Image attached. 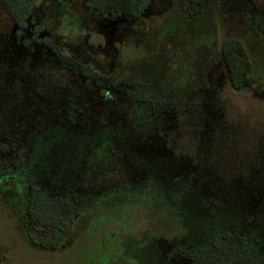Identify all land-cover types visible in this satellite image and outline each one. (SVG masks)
<instances>
[{
	"label": "rangeland",
	"instance_id": "1",
	"mask_svg": "<svg viewBox=\"0 0 264 264\" xmlns=\"http://www.w3.org/2000/svg\"><path fill=\"white\" fill-rule=\"evenodd\" d=\"M90 1L32 0L19 28L0 0V264H198L224 234L264 264V35L246 23L264 0ZM227 39L248 55L240 90ZM36 190L93 197L58 244L26 214Z\"/></svg>",
	"mask_w": 264,
	"mask_h": 264
},
{
	"label": "trees",
	"instance_id": "2",
	"mask_svg": "<svg viewBox=\"0 0 264 264\" xmlns=\"http://www.w3.org/2000/svg\"><path fill=\"white\" fill-rule=\"evenodd\" d=\"M148 1L91 0L87 3V7L105 16H138ZM206 1L210 2V0ZM2 2L8 8L18 27H25L30 14L32 0H2ZM200 3L201 0H189L186 12L190 15H196ZM246 23L250 27L258 29L264 35V18L246 16ZM49 46L55 52L61 64L76 67L87 79L93 75L91 69L73 57L63 54L55 44L49 43ZM220 54L227 70L230 86L235 90L248 86L250 83L247 71L248 55L242 43L236 39H227L221 45ZM126 94L130 101L140 100L141 98L146 99L144 96L137 95L130 90ZM4 183L7 182H0V190L5 189L3 187ZM92 200L93 197L89 195L83 197L73 195L71 200L66 198L59 200L43 191L36 190L32 193L29 203L25 205L26 214L38 225L53 229L50 240L41 241V243L58 244L70 232L76 215ZM57 229L59 230L57 231ZM28 235L32 241L38 242L32 233H28ZM226 237V234H224L223 237L216 236L212 238L209 251L215 252V254L210 257L200 258L198 264H262L263 257L252 246L243 245L236 247L228 242Z\"/></svg>",
	"mask_w": 264,
	"mask_h": 264
},
{
	"label": "flooded vegetation",
	"instance_id": "3",
	"mask_svg": "<svg viewBox=\"0 0 264 264\" xmlns=\"http://www.w3.org/2000/svg\"><path fill=\"white\" fill-rule=\"evenodd\" d=\"M46 228H50V227H46Z\"/></svg>",
	"mask_w": 264,
	"mask_h": 264
}]
</instances>
